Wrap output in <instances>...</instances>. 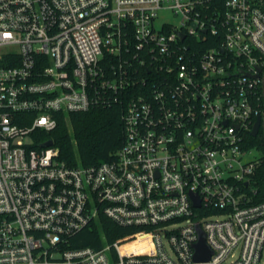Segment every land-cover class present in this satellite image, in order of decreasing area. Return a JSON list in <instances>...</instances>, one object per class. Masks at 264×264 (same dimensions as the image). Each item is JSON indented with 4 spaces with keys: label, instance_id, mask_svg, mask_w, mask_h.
Listing matches in <instances>:
<instances>
[{
    "label": "built area",
    "instance_id": "built-area-1",
    "mask_svg": "<svg viewBox=\"0 0 264 264\" xmlns=\"http://www.w3.org/2000/svg\"><path fill=\"white\" fill-rule=\"evenodd\" d=\"M257 67L264 0H0V264H264ZM113 99L114 159L43 145L59 112ZM102 216L136 229L72 246Z\"/></svg>",
    "mask_w": 264,
    "mask_h": 264
},
{
    "label": "trees",
    "instance_id": "trees-1",
    "mask_svg": "<svg viewBox=\"0 0 264 264\" xmlns=\"http://www.w3.org/2000/svg\"><path fill=\"white\" fill-rule=\"evenodd\" d=\"M258 102L264 108L263 88L259 89ZM126 103V101H125ZM112 100L86 111L59 112L57 127L43 132L44 139H53L59 148V158L68 165H96L114 159L124 140V122L122 114L124 104ZM246 148L261 152L254 175L258 188L256 200H264V134L261 130L256 136L248 134ZM135 227H120L102 216L93 228H85L72 237V246H98L103 234L109 241L134 231ZM138 242H133L132 245ZM126 245L125 247H129ZM135 247V246H134Z\"/></svg>",
    "mask_w": 264,
    "mask_h": 264
},
{
    "label": "water",
    "instance_id": "water-1",
    "mask_svg": "<svg viewBox=\"0 0 264 264\" xmlns=\"http://www.w3.org/2000/svg\"><path fill=\"white\" fill-rule=\"evenodd\" d=\"M258 73L253 74L252 76L254 77H260L262 76V88H263V95H264V70L262 71L261 67H257ZM263 131L264 134V111L262 114H259L255 124L253 126V129L251 131V135L256 136L260 131ZM54 143L53 139H49L46 142L43 143L44 146H49L52 145ZM194 196V201H195V205L199 206L200 205V201L199 199ZM196 247V253H195V259L196 260H208L210 255H211V251L206 243L205 240V235L204 233L199 230V241L196 243L195 245Z\"/></svg>",
    "mask_w": 264,
    "mask_h": 264
},
{
    "label": "rangeland",
    "instance_id": "rangeland-1",
    "mask_svg": "<svg viewBox=\"0 0 264 264\" xmlns=\"http://www.w3.org/2000/svg\"><path fill=\"white\" fill-rule=\"evenodd\" d=\"M161 19L162 20H168V21H175L177 22V19L173 16L172 12L170 10H165L161 13ZM253 153L256 156H261V152L258 149H253Z\"/></svg>",
    "mask_w": 264,
    "mask_h": 264
}]
</instances>
